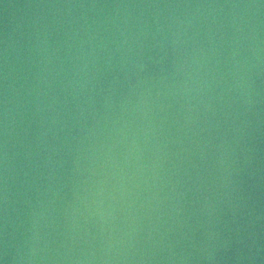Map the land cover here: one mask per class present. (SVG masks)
I'll return each mask as SVG.
<instances>
[{
	"label": "water",
	"instance_id": "95a60500",
	"mask_svg": "<svg viewBox=\"0 0 264 264\" xmlns=\"http://www.w3.org/2000/svg\"><path fill=\"white\" fill-rule=\"evenodd\" d=\"M0 264H264V0H0Z\"/></svg>",
	"mask_w": 264,
	"mask_h": 264
}]
</instances>
